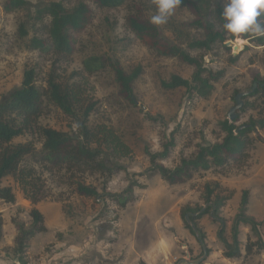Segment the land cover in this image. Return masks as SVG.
<instances>
[{"label":"rangeland","instance_id":"obj_1","mask_svg":"<svg viewBox=\"0 0 264 264\" xmlns=\"http://www.w3.org/2000/svg\"><path fill=\"white\" fill-rule=\"evenodd\" d=\"M27 1L24 8L7 12L3 7L5 0H0V96L19 87L24 72L31 67L37 72L36 84L44 87L47 72L55 58L31 49L28 41L34 34L32 28L36 10L41 4L56 0ZM58 1L72 6L84 0ZM143 1L144 15L159 27L169 41L188 49L191 38L201 37L200 31L187 26L193 16L185 7L173 0ZM227 1L233 3L238 11L236 0ZM86 2L93 9V23L80 35L78 52L70 59H64L62 68H66L67 73L80 69L82 61L91 55L118 59L128 73L140 68L141 74L134 83L136 104L120 95L109 67L90 77L99 104V112L92 116V122L105 121L112 125L133 149V155L121 159L125 170L109 178L99 172L72 171L68 166L50 171L35 160H27L28 165L35 168L34 183L40 192L34 204L25 197L20 184L12 176L4 177L2 185L11 187L16 196L11 203L0 199V211L6 220V239L12 233L10 227H15L14 220L24 221L27 226L31 224L30 211L37 207L42 211L48 228L45 232L36 233L32 239L27 253L33 264H124L123 260L127 258L131 261L129 264H133V254L129 251L132 245V250L135 248L136 252H143L159 238L172 237L178 233V228H185L181 216L183 209L207 207L204 192L208 182L220 183L222 194H231L220 211L227 224L228 237L232 235L231 227L240 210L244 191L250 193L249 216L264 218V207L260 203L263 201L260 198L264 199V128L252 133L256 140L243 163L222 170L202 171L178 185L168 184L150 169L148 155L149 150L161 151L173 131L176 146L164 161L169 168L178 165L182 157L192 156L204 141H220L224 135L220 122L229 119L228 113L235 105L237 91H250L253 76L264 73V46L255 45L249 39L237 38L229 40L232 42L231 50L221 43L215 44L210 51L191 49L192 54L204 56L207 67L224 70V76L215 84L211 96L191 97L185 88L167 89L163 82L173 74L190 78L194 67L176 58L157 54L127 30L124 18L130 3L117 8H101L91 0ZM243 17L236 15V24ZM22 24L29 30L26 36L21 34ZM235 45L239 46L238 50L234 49ZM232 56H238L237 60L231 61ZM244 101H248L250 106L241 112L238 124L248 123L252 117L258 119L264 109V103L257 97ZM45 106L39 119L41 124L58 130H71L73 120L48 98L45 99ZM31 139L30 135H24L14 141L27 142ZM35 145L38 150L42 149L41 140H36ZM79 180L96 185L103 196L90 198L79 195L75 188V181ZM129 186H133L131 192L126 191ZM107 193L121 194L130 200L125 207H121L117 200L106 196ZM206 221L213 223L208 215L198 222ZM261 231L264 234V227ZM250 234L248 232L247 242L251 241ZM13 247L4 248L11 258L14 257Z\"/></svg>","mask_w":264,"mask_h":264},{"label":"trees","instance_id":"obj_2","mask_svg":"<svg viewBox=\"0 0 264 264\" xmlns=\"http://www.w3.org/2000/svg\"><path fill=\"white\" fill-rule=\"evenodd\" d=\"M91 1L101 8H117L130 3L129 12L124 18L126 29L157 54L176 58L194 67L190 78L173 74L168 81L163 82L167 89L185 88L191 97L211 96L215 84L224 76V70L216 71L207 67L204 56L192 54L191 49L210 51L215 44L221 43L227 50H231L225 43L237 38L249 39L255 45L264 46V0H236L238 11L234 4L227 0H173L192 14L193 18L187 26L201 32V37L190 39L188 49L169 41L159 27L144 15L143 0ZM27 4V0H5L3 7L5 11L11 12L24 8ZM236 15H244L238 24L235 22ZM33 18L34 34L29 38V47L55 58L47 72L44 87L36 84L37 72L31 67L24 72L19 87L5 96H0V199L10 203L15 201L16 196L11 187L2 185L6 176H12L20 184L27 199L34 204L37 202L40 188L34 183L35 168L28 165L29 159L43 164L50 171L68 166L72 171L76 169L81 173L99 172L109 178L116 172L125 170L120 163L121 159L133 155V149L112 125L105 121L92 122V116L99 112V104L90 77L109 67L118 84L120 95L126 101L136 104L134 83L141 74L140 68L128 73L118 59L100 55L85 58L82 67L70 73H67L66 68H62V61L70 59L78 52L80 35L93 23L94 12L86 0L72 6L58 0L41 4ZM21 34H29L23 24ZM237 58L238 56H232L230 60L234 62ZM254 83H257V87L245 96L244 100L257 97L264 103V73H256L253 76ZM46 98L73 120L74 125L70 131L58 130L40 123L39 119L46 107ZM249 106V102L245 101L235 121L225 119L220 122L224 133L220 141H204L198 145L192 156L182 157L178 165L169 168L164 161L176 146L173 131L161 151H148L150 169L157 172L168 184L177 185L185 183L202 171L222 170L243 163L249 156V148L256 140L251 136L252 133L264 128V109L260 111L258 119L252 117L248 123L238 124L241 112ZM24 135H30L32 139L27 142L14 141ZM36 140H41V150L36 148ZM24 161L27 164H24ZM75 185L77 193L81 196H103L96 185L86 184L82 180L75 181ZM132 188L133 186H129L126 191L131 192ZM222 192L220 183H206L204 200L207 207L197 210L191 207L183 209L181 216L185 226L205 243L206 234L198 221L202 216L210 215L220 225L218 237L226 245V256L237 257L241 254L239 228L246 224L257 236L255 241L247 242V254L253 250H264V241L258 230L264 223L248 215L247 191L243 193L240 210L233 221L232 243L225 240V220L220 211L231 194L223 195ZM106 196L117 200L121 207H125L130 200L116 193H107ZM187 214L188 219L185 218ZM30 216L32 221L29 226L21 220L13 221L17 235L12 252L21 264H31L27 254L31 240L36 233L47 231L44 215L37 207L31 209ZM3 225L4 220L0 212V241L4 235Z\"/></svg>","mask_w":264,"mask_h":264},{"label":"crops","instance_id":"obj_3","mask_svg":"<svg viewBox=\"0 0 264 264\" xmlns=\"http://www.w3.org/2000/svg\"><path fill=\"white\" fill-rule=\"evenodd\" d=\"M262 181H264V179H262ZM260 200H263L260 201V203L264 207V199L260 198ZM250 203L251 202L249 201L247 205L248 213H249ZM208 217L213 223L210 224L207 221L204 223H199L200 227L203 229L204 233L206 234L205 243L202 242L197 237V235L193 234L184 224L185 228H181V227L178 228V233L174 234V236L165 237L164 239L159 238L153 246L143 250V252L138 251L139 252L138 253L136 252L135 248L134 250H132L133 249V245H132L129 251L132 252L133 254L132 255V257L134 258L133 264H138V262H141V264H264V250H261L260 252H256L255 250H253L252 253L250 254H247L246 252L248 232L251 233L250 234L251 241H255L257 237L252 232L250 226L246 224H242L239 228L240 240H241L240 256L228 257L225 254L226 245L218 237L220 225L217 221L213 220L209 215ZM252 217H254L257 221L264 223L263 217L261 219L257 218L256 216H252ZM3 220H4V216H3ZM5 223L6 220H4L3 232H4ZM156 225H158V223H156ZM203 225L205 226V228H203ZM263 227L264 224L260 225L258 230H259V234L261 235L264 241V234L261 231V228ZM10 228L12 229V233L9 234L10 238L6 239L7 235L5 236L4 234L3 238L0 241V264H21L15 256L11 258L9 254L5 252L4 249L5 247L14 246L15 243L17 231L16 228L13 226ZM231 231H232V227H231ZM225 232L223 236L225 240L231 244L232 235L231 237L227 236L226 221H225ZM252 234L254 235V238L252 237ZM243 235L244 236L246 235V238H243ZM203 246H205L207 251V256L205 259H203L204 256ZM30 247L28 249H30ZM130 262L131 261L128 258L127 260H123L124 264H129ZM30 263L33 264L31 260Z\"/></svg>","mask_w":264,"mask_h":264},{"label":"water","instance_id":"obj_4","mask_svg":"<svg viewBox=\"0 0 264 264\" xmlns=\"http://www.w3.org/2000/svg\"><path fill=\"white\" fill-rule=\"evenodd\" d=\"M231 45H232L231 41L226 42V46L230 47ZM234 49L238 50L239 46L235 45ZM256 87H257V83H254L253 84V88L250 91L239 92V93L236 94V96H235V105L230 109V111L228 113V117H229L230 122H233V121H235L237 119L238 114H239L240 110L243 108L244 103H245L244 97L249 95V94H251L253 92V90H255ZM188 218H189V214L186 215V219H188ZM203 247H204L203 259H205L206 256H207V251H206L205 246H203ZM188 262H190V261H188Z\"/></svg>","mask_w":264,"mask_h":264},{"label":"bare ground","instance_id":"obj_5","mask_svg":"<svg viewBox=\"0 0 264 264\" xmlns=\"http://www.w3.org/2000/svg\"><path fill=\"white\" fill-rule=\"evenodd\" d=\"M238 41H240V42H241V41H244V40H242V39H238Z\"/></svg>","mask_w":264,"mask_h":264}]
</instances>
